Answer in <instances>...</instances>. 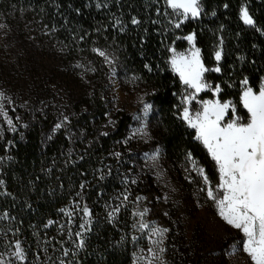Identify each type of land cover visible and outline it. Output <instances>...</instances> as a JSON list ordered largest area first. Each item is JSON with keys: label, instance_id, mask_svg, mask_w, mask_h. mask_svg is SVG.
Wrapping results in <instances>:
<instances>
[{"label": "trees", "instance_id": "16d2710c", "mask_svg": "<svg viewBox=\"0 0 264 264\" xmlns=\"http://www.w3.org/2000/svg\"><path fill=\"white\" fill-rule=\"evenodd\" d=\"M200 9L185 20L166 0H0V19L26 33L34 55L54 56L66 78L56 93L34 66L33 87L7 108L11 125L0 107V249L18 242L27 264L133 263L142 150L123 146L131 113L119 110L109 122V67L94 49L112 57L122 82L146 91L156 137L150 146L161 145L174 167L191 154L209 182L219 183L215 161L181 117L191 90L171 69V50H185L184 37L194 34L210 69L204 82L211 87L198 99L231 101L247 122L241 95L264 81V0H200Z\"/></svg>", "mask_w": 264, "mask_h": 264}, {"label": "rangeland", "instance_id": "374dc122", "mask_svg": "<svg viewBox=\"0 0 264 264\" xmlns=\"http://www.w3.org/2000/svg\"><path fill=\"white\" fill-rule=\"evenodd\" d=\"M187 44L185 50L175 52L189 54L192 45L188 41ZM31 45L24 31L0 19V106L7 124L9 118L4 115L7 114V108L13 110L15 102L24 99L33 87L34 66L40 69L56 93L65 88L66 78H61L56 71L54 56H36L30 52ZM105 55L110 73L106 96L109 122L113 123L114 115L119 110L131 113L133 124L123 146L142 150L139 166L134 171L138 192L131 207L141 242L132 264H252L250 257L243 251V233L228 225L219 216L215 203L207 197L206 187L210 185L215 191L218 184L209 182V185H205L203 178L193 170L190 160L174 167L166 160L161 145L150 146L156 137L149 123L152 107L145 99L146 91L122 82L117 76L114 60L110 55ZM174 73L179 77L178 73ZM261 86H264V81ZM190 90L189 95L193 92V89ZM200 93L191 104L184 102V108L188 107L193 115L201 109L202 101L198 99ZM146 105L150 106L147 110ZM146 146L150 149H144ZM196 165L201 168L197 162ZM141 224L149 227L141 229ZM154 228L167 231L160 237L152 234ZM17 244L2 245L5 247L0 249V264H27L23 251L22 259L15 255Z\"/></svg>", "mask_w": 264, "mask_h": 264}, {"label": "snow or ice", "instance_id": "6c2138e0", "mask_svg": "<svg viewBox=\"0 0 264 264\" xmlns=\"http://www.w3.org/2000/svg\"><path fill=\"white\" fill-rule=\"evenodd\" d=\"M166 3L185 20L189 15L193 18L200 15V0H166ZM241 18L245 24H253L247 9H241ZM132 22L137 23L136 20ZM181 23L183 20L175 26L179 28ZM184 39L192 45L191 52L186 55L176 53L175 49H172L170 63L183 84L193 89V92L184 98L185 104H191L196 100L197 94L211 87L204 82V73L210 69L204 66L200 49L195 47V35H188ZM94 51L107 59L103 51ZM215 58L220 60L219 51L216 52ZM243 83L247 85L248 82L245 80ZM220 91V87L216 86L214 92ZM240 99L248 113L247 122H241V117L236 114V107L231 101L221 102L219 99L200 102L201 109L194 115L185 107L182 118L195 130V139L207 149L218 168L219 183L214 191L209 185L204 169L198 168L196 161L189 154L193 170L199 173L205 185H209L205 189L208 199L215 203L219 216L228 225L243 233V251L250 257L252 264H264V86H261L258 92H254L251 87H245ZM148 107L150 106L146 105L145 110ZM230 113L231 118H228ZM8 124H12L11 119H8ZM60 126L57 124L56 128ZM83 212L85 216L90 215L87 207ZM140 215L143 216L144 213ZM140 227L145 229L149 226L141 224ZM166 231L167 229L154 228L152 234L162 237ZM160 242L162 241H153ZM15 255L23 258L19 244L16 245Z\"/></svg>", "mask_w": 264, "mask_h": 264}]
</instances>
